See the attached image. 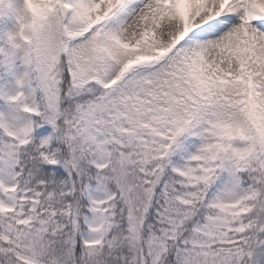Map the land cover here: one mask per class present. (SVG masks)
Segmentation results:
<instances>
[{
  "label": "snow or ice",
  "instance_id": "obj_1",
  "mask_svg": "<svg viewBox=\"0 0 264 264\" xmlns=\"http://www.w3.org/2000/svg\"><path fill=\"white\" fill-rule=\"evenodd\" d=\"M0 264H264V0H0Z\"/></svg>",
  "mask_w": 264,
  "mask_h": 264
},
{
  "label": "trees",
  "instance_id": "obj_2",
  "mask_svg": "<svg viewBox=\"0 0 264 264\" xmlns=\"http://www.w3.org/2000/svg\"><path fill=\"white\" fill-rule=\"evenodd\" d=\"M11 20L10 15H4L0 17V30H6L7 29V24Z\"/></svg>",
  "mask_w": 264,
  "mask_h": 264
},
{
  "label": "rangeland",
  "instance_id": "obj_3",
  "mask_svg": "<svg viewBox=\"0 0 264 264\" xmlns=\"http://www.w3.org/2000/svg\"><path fill=\"white\" fill-rule=\"evenodd\" d=\"M14 24H15L14 18L11 17V20L7 24V29L12 28L14 26Z\"/></svg>",
  "mask_w": 264,
  "mask_h": 264
}]
</instances>
